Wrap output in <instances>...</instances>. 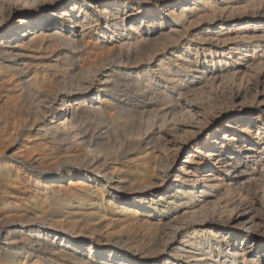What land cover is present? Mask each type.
Masks as SVG:
<instances>
[{"label": "bare ground", "instance_id": "obj_1", "mask_svg": "<svg viewBox=\"0 0 264 264\" xmlns=\"http://www.w3.org/2000/svg\"><path fill=\"white\" fill-rule=\"evenodd\" d=\"M217 1L193 0V3L195 6L200 5L204 10L220 12L219 17L228 19L225 12L220 10V4L218 5ZM114 3L113 7L107 4L102 6L98 0H0V193L17 190L24 183H22L23 176L28 179V182L34 180V185H38V177L31 174L30 170L42 168L50 182L62 183L70 177L68 185L61 184L59 190L49 187L51 189L49 198L62 202L64 206L67 205L66 209H70L68 202L71 200L84 201L94 195L99 199L97 203H103L107 196L110 199L108 201L110 206L118 202L119 209L122 211H127L130 207L150 210L152 214L149 217L152 222L169 227L171 231L169 232L172 234L182 232V225L187 220L195 222L198 227L192 231L188 230L189 232H182V240L172 251L174 254L172 257H159L152 262L151 258L137 257L130 250L126 249L123 252L110 248L108 245L110 235L99 234L95 230L81 233V235L68 234L66 229H63V222L75 214L71 211L66 212L68 216L65 219L51 222L53 220L51 218L48 228L36 230L34 235L25 237L18 236L12 226L4 225L0 218L2 221L0 222V242L4 241L5 244L3 248L0 247V264H44L47 259L62 264H264V248L261 251L262 255L256 256L254 244L246 242L245 236L235 232V229L241 225L243 227V224L248 230L264 228L262 219L253 215V204L245 201L235 204L231 201L233 204L225 207L229 215L225 221L227 229L224 230H213L212 227H207V216L205 217V211L210 207V210L213 208L214 203H210L209 199L215 194L240 191L252 180L264 186V122L262 123L260 118L252 116L246 118L242 115L233 119L228 116L226 121L218 122L215 130L208 133L206 139L202 140L197 147L187 142L180 148L179 154L175 153L178 155L175 163L185 149H191V153L198 149L199 153L191 154L192 156L182 168H174L175 182L171 187L166 186L167 178L165 179L163 173H158L152 168L153 164L154 168L158 166L157 157L156 159L151 156L140 159L141 163L137 170L125 165L117 167L116 161L121 155L129 154L128 151L134 148L140 149L144 143L143 139L136 141V139H130L131 137H122L124 139L119 142V137L110 132L111 130L100 129L102 125L114 124L118 116L123 117L119 112L125 110L124 103L119 101L120 88L133 77L124 72L128 71L127 67L132 60L137 58L141 45L146 43L150 36L161 35L165 31L164 26L155 20L159 22L167 17L181 20L185 17L188 8L185 7L186 5L175 6L167 3L168 5L162 8L160 17L151 13L146 18L141 16L139 21L136 14H129L124 0H116ZM257 15L264 17V11L253 14L251 18ZM127 21L131 23L129 27L126 25ZM253 23L254 20L248 21L243 31L260 30L263 41L254 42L253 46L242 43L229 48L228 60L219 59L217 63L211 62L212 67L206 65L201 67L196 65L199 63L198 56H194L195 61H190L188 64H184V56L181 54L178 56L176 62L180 68L194 69L196 77L192 82L193 86L222 83L232 76L235 77L236 72L245 66L248 68L264 64V49L260 54L257 53L264 44V27L257 28ZM221 24L224 25L223 22ZM143 26L148 30L153 28L155 33L148 34L147 38L139 36ZM216 36L205 35L204 38ZM213 38H210V41ZM216 38L220 40L219 36ZM45 51H49L47 60L53 57L56 59L54 61L40 60ZM147 52L149 51L144 53ZM210 53L213 54V50ZM167 66L160 65L159 69L165 75L164 77L173 83L174 79L180 77L182 73L178 70L173 74L171 73L173 69ZM148 77L149 81L154 79L150 73ZM135 79L137 87L141 88L140 78ZM233 91L224 92L226 102L231 104L230 106L239 103L237 112L243 114L246 111L242 101L248 94L241 89L236 90L235 93ZM254 93V102H258L260 97L264 100V83L260 85V90ZM152 96L155 99H163L165 104L161 107L159 116L154 115L158 117V122L151 118L148 122L146 120L150 132H144L141 133L143 135L138 134V136L156 140L157 143L164 145L165 149L167 146H174L176 142L174 136L187 137L200 134L216 121L215 113L213 115H209L208 111L207 114L200 113L199 108L193 107L192 104H181L176 99L174 91L172 93L159 91L158 95L154 93ZM12 97L17 100L11 102ZM5 98H7L6 101ZM155 99L136 101L130 104L129 108L132 107L141 114L149 112L154 114L155 108L158 107L156 105L158 100ZM210 110V113L213 112L212 109ZM177 111L182 114L184 112V116L180 114L181 118L186 116L187 120L186 118H183V121L180 120L179 113L175 114ZM88 121L94 122V130L90 127L91 125H87ZM166 126H168V132L165 133L162 129ZM156 128L157 133L154 131ZM20 137L26 142L24 147L26 149L23 151L21 148L22 151L16 153L15 148H20L23 144L19 143ZM261 142L263 145L259 147ZM202 149H206L207 152L204 158L200 152ZM133 160L135 162V159ZM90 182L94 186L89 184ZM175 183L177 186L174 187ZM263 186L262 189H264ZM172 187L174 189L169 191L168 189ZM251 190L252 188L249 191ZM33 201L37 205L40 203V199L39 201L33 199ZM1 203L2 200H0ZM159 209V213L155 214ZM96 214L101 218L105 215V213L101 214V211ZM56 216L59 219L61 216L64 218V214ZM209 222H214V219ZM210 237L217 240V248L223 243L229 245L227 251L217 250V256H213L215 250L206 244ZM168 240L169 238L165 241ZM230 246L233 247L230 248ZM223 254L225 256H222ZM36 256L37 259L31 262ZM262 258L263 261H261Z\"/></svg>", "mask_w": 264, "mask_h": 264}, {"label": "rangeland", "instance_id": "obj_2", "mask_svg": "<svg viewBox=\"0 0 264 264\" xmlns=\"http://www.w3.org/2000/svg\"><path fill=\"white\" fill-rule=\"evenodd\" d=\"M114 1L116 2V0H98V3H101L102 6H106V4H107L109 6L111 5L114 7V5H115ZM124 1L126 2L128 12H130L129 14H132V15L136 14L138 16L139 21L142 18L141 16H145L144 18H146L147 15H149L151 13L157 14L160 17L161 13L163 11L162 8H164L168 4L175 5V6L186 5L185 7L188 8L185 17H183L181 20L180 19L176 20V19H172L169 17H167V19H165L163 21L159 20V22L155 20V22L161 23L162 26H164L165 31L161 35L154 34L152 37L150 36V39L147 40L146 43L141 45L140 51L137 54L138 60H137V58L134 61L132 60V63L129 64L127 67L128 71L124 72V73L129 74L130 76H133L134 78L132 77V79H129L128 82L125 83V85H122L120 88L121 93L119 95H120L121 99L119 101L124 103V105H125L124 109L125 110L119 111V112L123 115V117L121 118L120 116H118V118H115L114 124L109 123V124H107V126L102 125V126H100L101 128L99 127L102 130H104V129L105 130L106 129L111 130L110 132H113V134H115L117 137H119V139H118L119 142H121L124 138H130V137H131L130 139H132V140L136 139V141L141 140V139L144 140V143H143L144 148H143V146L138 150H135V148H134L135 151L129 150L128 151L129 154H127V155L123 154V156L121 155L116 161L117 167L118 166L123 167L122 165H125L128 167H131L133 170H137L138 165L141 163L140 159L147 158L150 156L152 158L154 157L156 159V157H157V162H158L157 164L159 166V167L157 166V168L159 170L157 168H154V164H153L152 168L155 169V171H157L158 173L162 172L163 173L162 175L165 177V179L167 178L166 186L171 187L172 184H174V182H175L174 168L175 169L176 168H182L183 166H185V163L188 161V158L190 156H192L193 154L198 155V153H199L198 149L197 150L195 149V151L193 150L194 151L193 153H191V151H192L191 149H185L180 154V156L178 157V161L175 163V159L178 156L177 154L180 153L179 152L180 148L182 146H184L187 142H189V145H191V146L195 145V147H197L202 142V140L204 141L206 139L208 133L215 130L218 122L226 121V119H228V116H231L233 119H237L238 117H240L242 115H245L246 118H250L252 116L255 118H260L262 123L264 122V113H263L264 112V100L262 99V97H260L258 102L253 101V97H255L254 92L259 91L260 85L264 83V80H263L264 79V64L261 66H253V67H248V68L245 66L244 68H242V70L241 69L238 70L236 72L237 74L235 73L236 74L235 77L232 76V78L230 77L229 79H227V81L226 80L222 81V83L221 82L211 83L212 84L211 86H210V84H208L207 86H205L203 84L193 86L192 82L196 77V74H194V72H193L194 69H188L187 70L184 68H180L179 64L176 62L178 56H181V55L184 56V58H185V61H183L184 64L185 63L188 64L190 61L194 62L195 61L194 56H198L197 61H199V63L198 64L196 63L197 66L201 65V67H203L206 65V66L212 67L211 66L212 61H214V63H217L219 59H227V60L229 59V56H230V49L229 48H233L234 46L242 44V43H245L247 45L250 44V46H253L254 42L263 41V38H262L263 35L260 34L261 33L260 30H257V31L244 30L243 31V29L248 25V21H250V20H254L253 24L256 25L257 28L261 27V29H262V26L264 27V17L263 16L257 15L256 17L251 18V16L253 14H255L259 11L260 12L264 11V0H230V1L225 0L224 2H222L221 0H218L219 2L217 1V4L218 5L220 4L221 7H223V8H221L219 5L220 10L225 12V16L228 19H224L223 16H222V18H221V16L219 17V15L221 14L220 12L216 13L210 9L204 10V8L200 7V5L195 6L193 3V0H124ZM184 1H186V2H184ZM205 3H207V1H205ZM199 4H202V3H199ZM228 5H230V6H228ZM258 6H259V11H258ZM139 8L141 11L139 10ZM244 8L245 9L247 8V10H245ZM251 8H252V10H251ZM168 9H170V7ZM201 12H202V14H200ZM207 12H211V13H207ZM253 12H255V13H253ZM229 14H230V16H229ZM221 22H223L224 25H222ZM129 24H131L130 21H127L126 25L128 27L130 26ZM221 27H222V29H221ZM152 29L148 30L147 27L143 26L140 33H139V36H144L147 38L148 34L152 35V33H155L154 29L153 30ZM252 33H254V34H252ZM205 35H208V36L217 35V36H219L220 40H217V38H216L217 36L215 38H213V37L204 38ZM210 38H213L212 41H210ZM94 39H96V37ZM99 40H101V39H99ZM162 41H164V42H162ZM145 46L150 48V49L148 50V48H146ZM153 46H154V48H153ZM162 46H163V48H162ZM144 47L146 48V51H149V52L144 53V52H146ZM155 49L157 51H155ZM263 49H264V44H262L261 48L258 49L259 51L257 50V53L260 54L261 50H263ZM211 50H213V52H214L213 54L210 53ZM216 51L218 52V54H216L217 53ZM46 52H47V54H46ZM151 53H152V55H151ZM43 54L44 55H42V56L44 59L42 58L40 60H43V61L44 60L45 61L52 60V61H54L56 59L55 57H53L54 59L49 58V60H47L49 57V55H48L49 51H45ZM134 64H135V67H134ZM114 65L116 66V64H114ZM160 65H168L167 67L170 66L173 69V71L171 72L173 74L178 70L182 74L180 77L175 78L174 82L172 83V82L168 81L167 78L164 77L165 76L164 74L161 73V71L159 69ZM150 69H152V70H150ZM217 70H219V68H217ZM151 71H153V72H151ZM249 71H250V73H249ZM254 72H256V73H254ZM148 73H150L151 77L154 79H151L149 81ZM248 73H249L250 77L248 76ZM137 77L140 78L139 82L140 83L142 82L141 88L137 87L138 85H137V82L135 79ZM156 78H158V79H156ZM183 78H185V79H183ZM180 79H182V80H180ZM249 80H250V83H249ZM256 81H257V83H256ZM216 84H218V85L215 86ZM225 84H228V85L226 86ZM252 85H254V87H256V88L253 89L254 87ZM240 86H241V88H240ZM204 87H205V89H204ZM228 87L230 90H234L233 93L237 92L236 90H238V89H241V90H244V92L245 91L247 92V94H248V95H246L247 99L245 98L242 101L243 102L242 104H243L245 111H246L245 113L240 114L237 112V108H238L239 103H236L237 105L233 104L232 106H230L231 104H227L226 97L224 96L226 94H224V92L230 91L228 89ZM249 87L251 88V91H250ZM224 88H225V90H224ZM257 88H258V90H256ZM180 89L181 90L183 89L182 90L183 92L180 91ZM157 90H158V92H157ZM221 90H224V91L221 92ZM159 91L160 92L167 91L168 93H172V91H174V95L176 96V99H178V101L181 104H185V105L186 104H192L193 107L199 108L198 110L200 113H202V112L206 113L207 111H208L207 113L209 115H213L215 113L214 116H216V121L210 127L202 130L200 134L188 135L187 137L176 136L177 138L174 136V140L176 141L174 146L173 145L167 146L166 149L164 148V145L157 143L156 140H152L149 137H148L149 138L148 139L146 136H145V138H142V136H138V134L143 135L141 133H144V132L149 133L150 132V130L148 129L149 127L147 126L146 120L148 122L150 120L149 118H151L153 121L158 122L157 121L158 117H155V116L156 115L159 116V114H160L159 111H160L161 107L163 106V104H165V102L163 99H155L152 95L154 93L158 95ZM151 93H153V94H151ZM222 93H223V95H222ZM181 94H183V95H181ZM150 95H151V97H150ZM196 96H197V98H196ZM136 97H137V99H136ZM138 97H140L142 100ZM191 97H193V98H191ZM6 99L7 98H5V101H6ZM144 99H146V100H144ZM149 99L158 100L156 103V105L158 107H157V109L155 108L154 114H152L150 112L148 114H141V113L136 112V110H134L132 107L129 108V105L136 103V101L137 102L138 101H148ZM185 99L186 100L188 99V100L186 101ZM10 100H11V102H15L17 99L15 97H12ZM134 100H135V102H134ZM244 101L247 104L244 103ZM217 103L219 105H217ZM250 104H251V106H250ZM218 106H220V108L221 107L222 108L220 109ZM214 108H215V110H214ZM210 109H212L213 112L210 113V111H211ZM178 113H179V115L181 114L182 116H184L183 115L184 112L182 114V112L177 111V113H175V114L178 115ZM181 115L179 116L180 120L182 119V121H183L184 120L183 118H186L185 120H187L186 116L181 118ZM258 115H260V116H258ZM147 116H149V117H147ZM93 124H94L93 121L87 122V125L88 126L91 125L90 127L94 130L95 126ZM157 128L154 130L155 132L157 131ZM165 128L162 129V131L166 133V132H168L167 131L168 126H166ZM159 130L160 129L158 128V131ZM140 131H142V132H140ZM221 135H222V133H221ZM122 137H124V138H122ZM155 138H157V137H155ZM179 138H180V140H179ZM19 140H20L19 143H21V144L23 143V144L20 148L19 147L15 148L14 152L17 150L16 153L21 152L22 150L24 151L26 149V148H24L26 142H24L23 139H21V137ZM190 142H192V143H190ZM262 145H263V142H261L259 144V147ZM170 147L171 148L175 147V148L174 149L172 148V150H171ZM21 148H22V150H21ZM168 149H169V151H168ZM142 151L143 152L145 151V152L143 153ZM166 151H167V153H166ZM175 151H177V152H175ZM196 151H198V152H196ZM154 152H156L157 154ZM200 152H201V156L204 155V156H202L203 158L207 154L206 149H204V150L202 149V151H200ZM175 153H177V154H175ZM133 159H135V162ZM155 159L153 160V162L155 161ZM163 166L167 167V168H164ZM160 167H162L163 169ZM170 167H171V169H170ZM27 169H28V171L30 170L29 167H27ZM38 170L39 169H37V170L32 169V170H30L31 172L29 171L31 174L36 175L35 177H38L37 178L38 185L37 184L34 185V183H33L34 180L32 182H30V181L28 182V179L23 176L22 183L23 182L24 183H23V185L20 186L21 188L19 187V188H17V190L14 189V191L9 190V191H5L4 193H0V200H2V203L0 204V216H2V217H0V218H2L3 223H5L4 225H6V226L11 225L14 232L17 233L18 236H24L25 237V236H29V235H34V232L36 230H39V229L44 230V229L48 228V226H49L48 222L50 224V221L52 219L53 220L51 222H55V220L56 221L63 220L68 216L66 212L71 211L75 214L72 215L69 220H66L67 222L66 221L63 222V224H64L63 229L64 230L66 229L65 231H67L68 234H72V235L80 234L81 235V233H86L87 231L91 232V231L95 230V231H98L99 234L110 235L109 236L110 241L108 243L110 248H116V250L119 249V251H123V252L127 249V250H130L133 254H136L137 257L138 256L149 257V258H151L150 260L153 262V261H156L157 258H159V257H165V258L172 257V255H174L172 251H174L179 246V243L182 240V232H189L188 230L192 231L193 229L198 227V224H196L195 222H193L191 220H187V221H185L186 223L184 225H182L183 226L182 230H181L182 232L172 234V233H170L171 231H170L169 227L157 225V224L152 222V219H150V217H149L150 214H152V212L150 210L142 209L140 207L133 209L132 207H130L131 209L129 208V210H127V211H122L121 209H119L120 205L118 204V202H115V205L110 206V204L108 203V201H110V199L107 196H106V199L103 203H97V202H99V199L97 197H95L94 195L86 198L84 201H80L78 199L71 200L70 202H68L70 209H66L65 206H67V205L64 206V204L62 202H60L58 200H54L51 197L49 198V196H50L49 192L51 190L50 189L51 187H53L55 190L56 189L59 190L61 184L67 186L69 181L71 180L70 177H68L66 179V181L64 180L62 183L50 182L48 180L49 177L45 176L44 170L42 168L39 170V172H38ZM258 183L259 182L252 180L249 183H247L240 191L233 190L229 193L224 192V194H223V192H222V193L215 194L211 199H209L210 203L211 202L214 203V204H212L213 205L212 210H210L211 209V207H210L209 210L205 211L206 212L205 217L207 216L206 220L208 221L206 223V226L212 227L211 229H213V230L227 229V226L225 225L226 224L225 221L229 215V211H227L225 209V207L228 205H231L232 202L235 204H239V201H240V203L245 201L248 204H251V205L253 204L254 205L253 215L256 216L257 218H261L263 223H264V215H263L264 214V189H262L263 185H261L260 183L258 184ZM89 184L92 185L93 183L90 182ZM52 185H54V186H52ZM93 186H94V184H93ZM175 186H177L176 183H175L174 187ZM174 187L169 188L168 190L172 191L174 189ZM251 188H252V190L249 191ZM12 192H14V193H12ZM222 195H223V197H222ZM253 195H254V197H253ZM38 198L40 199V201ZM33 199H36L37 201H39L40 202L39 205L35 204ZM236 200H238V201H236ZM253 202L254 203L256 202V203L254 204ZM215 203L217 205H215ZM92 206H93V208H92ZM256 206H257V208H256ZM229 209H231V208H229ZM80 210H82V211L80 212ZM98 211H101V214L105 213L103 218L98 217V216H100V215L96 214V212H98ZM159 211H160V209L157 210V212L155 214H158ZM132 213H134V214H132ZM57 214H64V218H63V216H61L62 218L60 217V219H59V217L56 216ZM65 214H66V216H65ZM126 214H127V216H126ZM215 215H216V217H215ZM34 217H36V218L38 217V218L36 219ZM33 218H34V221H33ZM212 218L214 219V222L211 223L209 221L213 220ZM217 218L219 219V221ZM2 221H0V222H2ZM149 222H152V223H149ZM243 227L241 225L240 227L236 228L235 232L237 234H239L240 236H243V237L245 236V238H247L246 242H248L250 244H254V249L256 250V253H257L256 256L257 255L261 256L262 255L261 251L264 248V228L263 229H255V230L249 229L250 230L249 231L246 228V226H244V224H243ZM31 230H34V231L32 232ZM168 233H170V235ZM167 238H169V240L165 241V240H167ZM162 239H163V241H162ZM216 241L217 240L214 237H210L207 239V243H206V244H208L207 246H210L215 250L213 252V256H217V250L227 251L226 249L229 248V245H227L226 243H223L222 244L223 246L221 245L217 248ZM229 241H231V240H229ZM4 245H5L4 241L3 242L1 241L0 247L3 248ZM162 247H163V249H162ZM231 247H233V246H230V248ZM149 254L152 256H150ZM222 256H225V254H223ZM36 259H37V256L34 257L31 262H33ZM261 261H263V258L261 259ZM31 262H29V263H31ZM44 264H62V263H55V262H52L51 259H49V260L47 259ZM249 264H252V263H249Z\"/></svg>", "mask_w": 264, "mask_h": 264}]
</instances>
